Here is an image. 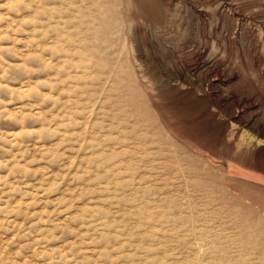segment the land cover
I'll list each match as a JSON object with an SVG mask.
<instances>
[{
    "label": "rangeland",
    "instance_id": "1",
    "mask_svg": "<svg viewBox=\"0 0 264 264\" xmlns=\"http://www.w3.org/2000/svg\"><path fill=\"white\" fill-rule=\"evenodd\" d=\"M0 264H264V0H0Z\"/></svg>",
    "mask_w": 264,
    "mask_h": 264
}]
</instances>
